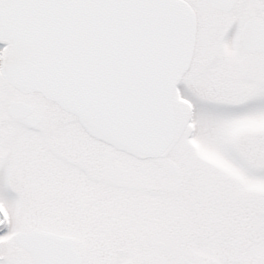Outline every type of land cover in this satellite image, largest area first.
I'll return each instance as SVG.
<instances>
[{"label": "snow or ice", "instance_id": "obj_1", "mask_svg": "<svg viewBox=\"0 0 264 264\" xmlns=\"http://www.w3.org/2000/svg\"><path fill=\"white\" fill-rule=\"evenodd\" d=\"M0 264H264V0H0Z\"/></svg>", "mask_w": 264, "mask_h": 264}]
</instances>
